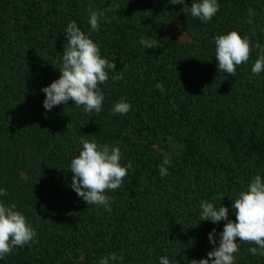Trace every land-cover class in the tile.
I'll return each instance as SVG.
<instances>
[{
  "label": "trees",
  "instance_id": "1",
  "mask_svg": "<svg viewBox=\"0 0 264 264\" xmlns=\"http://www.w3.org/2000/svg\"><path fill=\"white\" fill-rule=\"evenodd\" d=\"M217 2L204 22L168 0H0V188L7 191L0 201L15 203L36 229L0 264H99L113 252L124 260L110 264H160L162 256L190 264L219 246L226 221H200V204L227 206L235 220L233 201L256 174L264 176V72L252 74L255 47L235 76L219 72L214 38L239 30L264 46V0ZM116 5L92 31L89 8ZM72 21L116 63L101 85L98 114L71 100L50 111L43 104L42 89L61 75ZM174 23L188 40L168 35ZM142 36L158 46L144 47ZM121 98L131 109L112 114ZM82 136L119 146L122 163H132L122 186L107 192L111 212L71 187ZM165 155L172 162L161 177ZM238 243L235 264H264V255L248 251L257 245Z\"/></svg>",
  "mask_w": 264,
  "mask_h": 264
},
{
  "label": "clouds",
  "instance_id": "2",
  "mask_svg": "<svg viewBox=\"0 0 264 264\" xmlns=\"http://www.w3.org/2000/svg\"><path fill=\"white\" fill-rule=\"evenodd\" d=\"M170 4H182L184 13L199 18L204 22L211 21L219 10L217 0H194L191 7L187 0H168ZM119 8L110 6L103 11L89 8V23L92 31H99V21L106 17V12ZM250 17L255 15L249 10ZM249 19V23H251ZM64 33L66 43L62 55V64L59 67L60 77L42 91L46 94L43 102L47 111L60 104L73 101L77 107L83 106L86 113H100L102 111L105 94L101 85L109 79V73L114 72L116 63L107 57L101 56L100 46L82 31L75 21L67 24ZM215 59L218 61L219 72L235 76L237 66L248 62L253 47L258 50L251 71L253 75L264 72V46L257 42L254 46L251 38L241 35L239 30H232L227 34L217 35L215 38ZM140 43L146 48L158 46V41L151 37H141ZM114 81L123 79V74L112 76ZM156 87L165 91L162 84ZM126 98H121L112 108V114L124 115L131 109ZM70 124V123H69ZM68 124V127H69ZM83 145L79 155L71 160L70 170L73 174L71 187L88 205L103 207L111 212V201L114 197L107 192L119 189L132 163H122L123 153L119 146L99 143L80 138ZM171 158L164 156L159 167L161 177L168 175ZM7 195L6 189L0 188V196ZM224 197L221 199L223 200ZM233 201V200H232ZM200 221L219 223L226 221L223 231L219 233V246L214 247L202 259H193L190 264H235V253L239 251L238 241L253 243L258 247H251L248 251L253 254L264 255V176L256 174L246 190L239 192L232 203L235 211V220L229 218V208L222 204L217 207L214 203L202 201ZM36 237V229L28 221L25 214L17 209L15 203L5 204L0 201V259L9 255L16 247L30 244ZM239 238V239H238ZM209 240L216 245V229L209 233ZM123 261V256L115 252L103 257L99 264ZM160 264H170L166 256L160 258Z\"/></svg>",
  "mask_w": 264,
  "mask_h": 264
},
{
  "label": "rangeland",
  "instance_id": "3",
  "mask_svg": "<svg viewBox=\"0 0 264 264\" xmlns=\"http://www.w3.org/2000/svg\"><path fill=\"white\" fill-rule=\"evenodd\" d=\"M167 33L169 36H174L180 40L189 39L188 34L180 23L171 24L167 29Z\"/></svg>",
  "mask_w": 264,
  "mask_h": 264
}]
</instances>
